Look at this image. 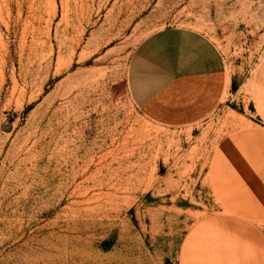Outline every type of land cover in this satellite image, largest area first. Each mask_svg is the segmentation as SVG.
<instances>
[{
	"label": "rangeland",
	"instance_id": "374dc122",
	"mask_svg": "<svg viewBox=\"0 0 264 264\" xmlns=\"http://www.w3.org/2000/svg\"><path fill=\"white\" fill-rule=\"evenodd\" d=\"M204 33L233 78L169 127L137 47ZM264 0H0V264H264Z\"/></svg>",
	"mask_w": 264,
	"mask_h": 264
},
{
	"label": "crops",
	"instance_id": "0c3cea01",
	"mask_svg": "<svg viewBox=\"0 0 264 264\" xmlns=\"http://www.w3.org/2000/svg\"><path fill=\"white\" fill-rule=\"evenodd\" d=\"M232 83L218 46L190 28H165L149 36L137 47L128 72L134 102L148 118L169 127L206 119Z\"/></svg>",
	"mask_w": 264,
	"mask_h": 264
}]
</instances>
